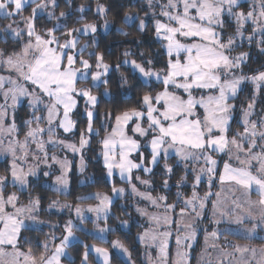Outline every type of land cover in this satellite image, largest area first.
<instances>
[{
  "label": "snow or ice",
  "instance_id": "obj_1",
  "mask_svg": "<svg viewBox=\"0 0 264 264\" xmlns=\"http://www.w3.org/2000/svg\"><path fill=\"white\" fill-rule=\"evenodd\" d=\"M145 2L150 10L145 17L150 15L153 18L155 39L164 50L165 63L157 68L150 57L138 62L130 59L134 53L126 50L124 59L115 65V70L119 72L121 64L130 68L149 91L140 96L138 106L119 109L115 113L108 111L100 119L97 109L100 98L93 90L99 91L103 87V95L111 96L108 86L113 65L106 61L102 52L95 50V40L82 46L80 40L81 36L95 34L97 24L84 22L85 17L81 15L77 22L82 23V27L68 28L66 23H61L67 14L61 11L56 15L57 0H0V18L11 21L4 27L3 33L10 34L17 42L27 37L19 51L8 53L0 49V68L9 73L7 76L0 75V97L3 98V103H0V154L11 157L9 175H0V264H62L63 257H70L68 249L72 240L76 239L75 230L78 229L72 219L63 225L64 235H50L49 241L42 244L43 251L39 255L33 252L31 246L27 251L23 250L21 240L29 243L27 237L21 236V231L28 227L26 221L43 223L38 217L40 199L32 198L29 193L28 203L22 204L16 192L6 194V190L9 182L19 190H28L29 177L38 175L41 164L49 169L43 172L45 177L51 175L53 164L59 166L61 174L55 176L54 191L66 190L73 161L67 155L59 157L50 154L46 146L78 156L79 171L84 173L87 167L86 149L90 148L94 138L99 145L107 177L110 180L118 177L130 186L133 196L160 210L149 213L146 209L136 208L155 226L139 237L142 242L147 239L149 246L158 249L153 264H169L168 249L173 236L176 253L171 264H189L190 249L197 236L195 222L203 219L207 203L214 195L217 197V201L212 203L214 225L222 222L234 224L246 238H251L257 229L264 230V115L251 119L256 97L264 90V70L245 74L243 66L249 53L236 52L240 46L238 42L242 43L245 39L249 45L255 42L264 52V0H257V5L246 13L238 10L240 0ZM27 9H30V15L26 16ZM77 11L83 14L84 6ZM96 12L104 18L103 27L107 30L108 9L99 0ZM41 14L56 21L54 27L45 29L43 33L36 28V20ZM226 16L235 21V33L224 40L222 30ZM137 19L138 28L143 32L147 27L146 19L138 14L125 13V23L131 24ZM249 23L251 32L246 34ZM4 42L8 41L5 39ZM90 48L93 50L89 51ZM139 55L145 56L143 51ZM245 82L253 85L254 94L247 107L242 108L240 123L243 131L229 135L236 108L231 101L238 98ZM120 83L122 87L130 86L123 73ZM153 83L160 85L161 90L154 92ZM21 98H27L32 108L31 118L24 122L28 130L23 140L19 139L14 115ZM78 108H82V113ZM41 111L44 115L38 114ZM78 118L85 124L82 130L78 129ZM98 119L99 127L96 126ZM41 124L46 127H41ZM58 130L73 135L78 131L79 139L75 142L61 139ZM221 155L227 156V161L223 162V171L218 175L221 161L217 157ZM173 156L185 172L177 181V187L187 182L189 172L193 176L191 195L185 196L179 191L176 194L177 201L183 204L178 212L177 204L168 203L167 195L154 196L152 191H141L133 182L135 180L146 189H153L152 181L142 179L138 173L151 174L163 160L165 175L170 177L173 168L168 160ZM29 158L35 163H29ZM134 172L137 173L135 176ZM217 176L221 185L228 182L241 189L242 198L219 201L220 194L211 191ZM204 177H207L209 191L201 196L197 189ZM161 187H169L167 178ZM111 191L123 195L126 189L117 187L113 182ZM253 191L258 199L251 198ZM84 199H96L98 203L89 205L87 209L75 206L79 223H85L84 212L87 211L94 214L93 222L99 233L113 231L107 223L112 198L106 193L95 192ZM52 208L72 209L73 205L53 200L49 210ZM171 213H175V219ZM101 221L103 227L100 226ZM122 223L127 225V221ZM173 223L177 225L175 235ZM247 223H252V227L248 228ZM210 235L218 239L220 233L214 229ZM112 246L122 249L129 256L130 264H134L131 253L120 241H113ZM232 247L233 252L221 250L224 258L239 253L240 259L235 264H251V260L244 259V254L250 252L252 260H255L256 248L239 244ZM84 248L80 264H90L89 246L85 244ZM91 250L98 254L102 264H110L107 248L93 245ZM259 252L261 260L257 264H264V248ZM68 264H72L71 259ZM208 264H211L210 260ZM217 264L221 261L218 260ZM228 264H233V261L229 260Z\"/></svg>",
  "mask_w": 264,
  "mask_h": 264
},
{
  "label": "trees",
  "instance_id": "obj_2",
  "mask_svg": "<svg viewBox=\"0 0 264 264\" xmlns=\"http://www.w3.org/2000/svg\"><path fill=\"white\" fill-rule=\"evenodd\" d=\"M102 2L108 9L107 18L112 22L113 27L106 31V32H98L95 43L97 45L96 51L102 52L105 56L106 61L113 65V70L109 73V90L111 96L105 97L101 91V87L99 91L95 90L99 94L100 103L97 105L98 112L100 114V119L103 117L104 113L108 111L117 112L119 109H123L126 107L138 106V101L140 96L149 91L148 88L143 86V82L138 79V74H134L133 70L121 64L120 71L117 72L115 70V65L121 63L124 59L123 53L127 51H131L134 55L130 58L135 60L142 61L145 57H150L154 60L155 66L157 68L163 67L165 63V54L164 50L161 48L160 44L156 41L154 35V28H153V19L147 18V27L146 29L141 32L138 28V20H135L133 23H125V13H134L138 14L140 17L144 16L145 13L148 11V7L145 3V0H99ZM97 0H71L69 3L68 0H58V7L57 9H66L69 10L71 7L73 8L75 13L68 15V18H75V15L79 12L75 9V7L79 4L88 5L87 10L85 11L86 16L84 22L87 21H99L100 17L95 12V4ZM250 4L248 2L240 3V8L238 10H247L249 9ZM42 17L38 18L40 20ZM8 21L7 19L0 18V28ZM76 21H73L70 24H81ZM50 20H44L42 23L37 21V26L42 24H50ZM247 32H251V25L247 26ZM224 33L223 38L228 37L235 32V21L232 20L230 17L225 18V27L222 30ZM122 32L129 33L128 35H123ZM4 35L6 37H4ZM0 48L5 50V52L11 53L13 51H18L21 47V42H17L15 39L8 36L7 33H3V30H0ZM8 42L5 43L4 40ZM93 42V41H92ZM91 42V43H92ZM90 43V44H91ZM240 46L236 48V50L245 51L249 53V58L247 63L243 66V72L245 74L251 75L254 74L258 70H264V52L260 51L259 48L256 46V43L253 42L251 45L244 40L242 43H239ZM143 51L145 56L141 57L139 53ZM159 53V55H157ZM123 73L129 81L130 86H121L120 83V75ZM249 84V83H248ZM152 89L155 91H160L161 86L153 83ZM248 90V91H247ZM153 92V94H154ZM244 92L248 93L247 98L244 99L242 105L246 106L248 103V98L253 94V90L244 89L242 90L237 99H242L241 96H244ZM258 108L261 109L264 107V90L260 92L258 95ZM18 114L16 117V121L18 126L20 127V134H23L24 127L26 126L23 122V119L28 115L27 107H20L17 109ZM78 111L82 113L81 108H78ZM239 115H236L235 119L232 121L233 128L236 126L238 122ZM80 123L78 124V129L82 130L85 127V124L81 118ZM100 119L96 121V126H99ZM238 128L240 129L242 126L238 124ZM74 138L79 137V132L75 135L72 134ZM99 150V145L94 138L92 141V145L86 151L87 157V167H86V174L93 176V181L85 184L79 185L78 178L79 175L76 172L71 173V188L69 193L63 194L58 193L51 190L49 187L41 185L42 192H39V187L35 185V182L30 185L29 189L26 191L18 190L20 202H27L29 201V193L31 194L32 198L39 197L42 202V209H41V217L43 219L52 220L53 222L57 223L55 226L50 227L47 225H43L41 227H27L21 231L22 237H27L29 243L25 244L23 240H21V245L23 246L24 250H27L29 246L32 247V250L35 254L39 255L42 251V244L46 242L49 238V232H56V234L60 235L63 227L61 225V221L64 218V214H59L56 212H50L45 209L46 204L49 200L56 199V198H65L72 200L73 202H80V201H92L93 199H78L79 195H82L85 192H90L94 190L106 191L111 192L112 184L106 178V172L104 166L97 157ZM173 160V159H172ZM8 172V163L6 160H0V173H7ZM162 172V175L159 177L158 173ZM90 173V174H89ZM183 168L179 165L176 167V171L170 177H166L165 171L159 164L157 167L154 168L153 172L150 175V178L153 182V191L155 193H165L166 189H163L161 186L163 184L164 179H168L172 181V186L169 189L170 195H174V182L181 179L183 176ZM188 178H190V174L188 173ZM115 183H120V181L115 178ZM177 183V182H176ZM177 188V187H176ZM172 191V192H171ZM120 199L114 201L112 205L113 214L109 217L108 223L112 224V226H117L119 221L129 219L127 217L126 211L121 208L119 205ZM134 217L135 214L133 213ZM118 218V219H117ZM141 226L136 222L132 221V226L130 229H121L120 227H116L113 231H109V238H120L124 244L130 250L132 257L137 261L139 264H145L141 259V247L139 242L137 241V233L140 231ZM83 235L88 237L89 241H95L99 244L105 245L110 247L109 241H102L100 239L95 238L92 235H87L83 232ZM236 240L239 241H247L254 243L256 245H263L264 239H244L240 237L233 236ZM84 245L82 242H74L69 246L70 252L73 254V258L71 259L72 264H80L82 254L85 251ZM112 261L113 264H127L123 259H121L116 253L113 252ZM90 260L94 261L95 264H99L93 258V254H89ZM68 263V259L66 260Z\"/></svg>",
  "mask_w": 264,
  "mask_h": 264
},
{
  "label": "rangeland",
  "instance_id": "obj_3",
  "mask_svg": "<svg viewBox=\"0 0 264 264\" xmlns=\"http://www.w3.org/2000/svg\"><path fill=\"white\" fill-rule=\"evenodd\" d=\"M70 2H71V0H70ZM243 2H248L250 4L249 9L242 10L245 13L247 11H249V10H252L254 5H257V0H240V3H243ZM57 3H58V0H57ZM99 3L103 4L100 1H99ZM82 5L84 6L85 11H86L87 8H88V5H84V4L77 5L75 7V9L77 10ZM96 7H97V3L95 4V12H96ZM257 10H258V8H257ZM61 11L65 12L67 14V16L72 14V13H75L73 8L71 7L69 10L56 9V15L58 16ZM149 11L150 10L148 8L147 12H149ZM157 11H159L158 8H157ZM129 14H134V13H129ZM25 15L26 16L30 15V9H27L25 11ZM81 15H83L85 17L86 13L84 12L83 14H81L79 12L78 14L75 15V18L73 17L72 19L68 18L66 16V18H63L61 20V23H66L68 28H81L82 27V23L81 24L71 25V26L69 24V23L79 19V17ZM40 17H42V18L40 20H36V23H37V21H40L42 23V21H44V20H49L45 14H41L38 18H40ZM99 17H100L99 21L91 20V21H87L86 22V23H93V22L96 23L97 24V32L95 34H90L89 36H81L80 37L81 46L83 44H90L93 40H95L98 32H106V31L110 30L113 27L112 22L107 18L109 20V27H108L107 30H105V28L103 27L104 18L101 17L100 15H99ZM142 17L146 19V22H147V18L148 19L152 18L150 15L147 16V17H145V15H144ZM157 18H161V17H157ZM124 20H125V18H124ZM50 21L51 22H50L49 25L42 24L40 26H37V24H36L37 31L43 33V31L45 29H49V28L54 27V25L56 24V21H53V20H50ZM9 23H11V21H9V20L6 21L5 24L0 28V30H3L4 27L7 24H9ZM138 24H139V20H138ZM248 25H251V24L249 23ZM248 25H246V28H247ZM13 26L15 27L16 25H13ZM20 26L23 27L22 24ZM248 33H250V32L246 31V34H248ZM233 34H231V35H233ZM57 35H60V33L57 32ZM8 36L11 37L10 34H8ZM4 37H6V36L4 35ZM11 38H13V37H11ZM257 38H259V37H257ZM13 39H15V38H13ZM26 39H27V37H25L23 41H20L21 42V46L26 41ZM223 39L226 40L227 37H225ZM62 40H63V38H62ZM238 43H240V42H238ZM92 50L93 49H91V48L89 49V51H92ZM236 52L238 53V52H241V51L240 50H236ZM85 58H87V54H85ZM130 59H133V58H130ZM0 75L7 76V75H9V73L7 72V70L0 68ZM12 75H13V77L15 76L14 73H12ZM248 83L249 82H245L241 86V91L246 88V89L253 90V94H254L253 85L251 83H249V84ZM101 91L103 93L104 89L101 88ZM94 94L98 95V97H99L98 92L94 91ZM253 94L248 98V102L251 101ZM247 96H248V93L244 92V96L243 95L241 96L242 99H236L235 101H231V102L235 103V105H236V108L234 109L233 114H232V121L235 119L236 115H239V118H238L237 124H235L236 126L234 128H233V126H231L232 130L230 131L229 135H232L236 131H241V132L243 131L242 127L240 129L238 128L239 127L238 124L241 125L240 122H241V119H242V108H246L247 107V105L246 106L242 105L244 99L247 98ZM257 101H258V96L256 97V100H255L254 115L251 117V119H259L262 115H264V107L259 109ZM0 103H3V98L2 97H0ZM24 106L27 107V109H28V115L23 119V122H25L26 120H29L31 118V116H32V108L30 107L29 100L27 98H21L19 103H18V105H17V107L15 108V111H14L15 121H16L17 115H19L18 112H17L18 111L17 109L20 108V107H24ZM81 110H82V108H81ZM38 114L39 115H44V112L41 111ZM6 123H8V121H6ZM16 124L18 126L17 121H16ZM35 126L36 125H33V127H35ZM41 127H46V125L45 124H41ZM97 127H99V126H97ZM18 128H19V139L23 140L24 139V134L27 132L28 128H27V126H25L23 128L24 129L23 134H20V127L18 126ZM58 134H59V138L68 139V140H71L73 142L78 141V139H79V137L78 138H74L72 136V134L63 133L62 130H58ZM46 138L47 137L45 136V139ZM46 147L48 148V151H49L50 154L54 153L55 155H57L59 157H63L64 155H67L68 159L73 161L72 169L68 173L69 186H68V188L66 190H63L62 192H59V193H63V194L69 193L70 188H71V173L72 172H76L79 175V178H78L79 185H85V184H88V183H90V182H92L94 180L92 174H90V173H89L90 175L86 174V169H85L84 173H81L79 171V157L78 156H75L71 152H66V151H64V150H62L60 148H53L51 145H47ZM245 147H247V145H245ZM32 148L34 149L35 146L33 145ZM86 151H87V149H86ZM99 151H100V149L98 150L97 157H99V159L101 160V162L103 164V160H102V157L99 155ZM145 155L147 156V152H145ZM217 159L221 161L220 165L217 168V173L219 175L223 171V162L227 161V156L221 155V156H218ZM0 160L1 161L2 160H6L7 163H8V169H9V166H10V163H11V157L3 155V154H0ZM85 160H86V164H87L86 155H85ZM29 163H35V162L32 161L31 158H29ZM49 163H52V162L49 161ZM145 163L147 164V160H145ZM168 163L172 166L173 172L176 171L177 165H179V166H181L183 168V166L180 163L177 162V159L174 156L168 160ZM160 164H161V167L164 170V167H163L164 161L162 160L160 162ZM45 171H49V169L45 165L41 164V167L39 169L38 175L36 177H29L30 185L35 182V185L39 187V192H42L41 185L49 187L51 190L54 191V188H55V184H54L55 176L61 174L59 166L56 165V164H53L52 165V169H51V175H49L48 177L43 176V172H45ZM136 174L137 173L134 172V176ZM138 174L141 176L142 179H150L151 180V178H150L151 174L144 173L143 171H140ZM182 174L183 175L185 174L184 169H183V173ZM189 174H190V178H187V182L186 183H182L179 188L177 187V183L176 182L180 181L181 179L180 180L177 179V181L174 182V184L176 185L174 190H172V191H174L173 192L174 195L173 194L170 195L169 189L172 186V181H169V180H168L169 181V187L166 189L165 193H155L153 191V189H146L143 185H140L135 180H133V182L137 184V187L141 191H152V194L154 196L157 195V194L167 195L168 203H176L177 204V212H178L179 208L183 207V204L181 202L177 201V196H176L177 192L178 191L182 192V193H184L185 196H190L191 195V191H192L191 185H192V182H193V176H192V174L190 172H189ZM0 175H9V173L8 172L7 173H3V174L0 173ZM161 175H162V172H159L158 176L160 177ZM106 178L108 179V181L111 184L113 182L115 183V178H117L120 181V183H115V185L117 187H124L126 189V192L123 195H119V194H113L112 191L111 192H106V191L94 190V191L85 192L82 195H79L78 199H84L85 197H89L90 194L95 193V192L106 193L107 195H109L112 198V201H113L112 205H113L114 201H116L117 199H120L119 205L121 206V208H123L126 211L127 217L129 219H125V220L121 219L119 221V223L117 224V226H114V227L112 226V224L107 222L108 223V227L110 229H113V230L116 227H120L121 229H130L131 226H132V221L136 222L137 224H139L141 226V229L137 233L136 237H137V241L139 242L140 247H141V259H142V261L145 264H153V262L155 261L156 257L158 256V249L156 247H154V246H149V242H148L147 239H145V241L142 242L139 239V237L145 231H148L150 229H154L155 226H154L153 222L149 219V217L141 215L139 212L136 211V208L138 206L140 208L146 209L149 213H157L160 210L150 206L147 201L141 200L140 198L133 196L131 194L130 186L128 184H126L125 182L121 181L118 177L114 176L110 180L107 177V174H106ZM9 181H10V177H9ZM152 184H153V182H152ZM18 190L19 189L17 187H12L11 183L9 182V187L6 190V194L7 193H11V192H16L17 195L19 196ZM197 190H198V192L200 193L201 196H203L206 192L209 191V188H208V185H207V177L202 178L201 184H200V186H199V188ZM211 191L213 193H219L220 194L219 201H230L233 198H236V197H241L242 198V196H243L242 190L237 188V187H235L234 185H232V184H230L228 182H225L223 185H221L219 183L218 176H217V179H214L213 182H212ZM251 198L253 200L258 199V196L256 195L255 191H253V193L251 195ZM53 200H58L62 204L63 203L71 204V205H73V208L72 209L65 208L63 210H61L59 208H52L51 210H49V204ZM214 201H217V197L215 195L210 197V199H209V201L207 203V207L205 208V210L203 212V219L195 222V226L197 228V236H196L195 241L192 242V247L190 249V261H189V264H208L209 260L211 261V264H217L218 260L221 261V264H228L229 260H232L233 264H235V262L240 259V254L239 253H235L233 257H228V258H224L222 256V254H221V250L222 249L224 251H227V252H233L232 245H234V244H239L241 246H247L249 248H256L258 251L256 253L255 260H252V254L250 252L244 254V259L251 260V264H257V261L261 260V253L259 252V249L264 248V245H262V246L261 245H254L251 242L239 241V240H236L235 238H233V236L244 238V239H247V240L248 239L254 240V239H261V238L264 239V230L257 229L256 232L252 235L251 238H246V235L244 233L240 232L238 230V226H236L234 224L223 223L222 222L218 226L214 225L213 222H212V203ZM21 203L22 204H27L28 201L25 202V203H23V202H21ZM97 203H98V201L96 199H93L92 201L73 202L72 200L65 199V198H56V199L49 200L48 203L45 206V209H47V211H50V212H56V213H59V214H64V218L61 221L62 227L69 219H72L74 221V223H76L78 225V229L75 230L76 239H73L71 244L74 243V242H82L83 244H87L89 246V254L92 253L94 260L96 262H98L99 264H102V260L98 256L97 253H95L94 251L91 250V246H93V245H95L97 247H102V248H107L108 249L109 254H110V264H113V261H112L113 252L116 253L127 264H130L129 256L125 252H123L122 249L113 247L112 246V242L118 240L124 245V247H126L127 249H128V247L124 244V242L120 238H116V237L112 238V239L109 238V232L103 233V234L99 233L96 230L95 224L93 222L94 219H95V216H94L93 213H89L87 211L84 212V216L87 219H86L85 223L82 224V225L79 223V220L76 218L75 211H74L75 206H80L82 209H87V207L89 205L95 206ZM41 209H42V202L40 200V207H39V210H38V217H39V220L42 221L43 223L34 224L31 221H26V224L28 226H30V227H41L43 225H47V226H50V227L55 226L57 223L53 222L52 220L43 219L41 217ZM133 213L135 214V217H134ZM112 214H113V210H112V206H111V214H110V216ZM170 215H172L174 219L176 218L175 213H171ZM122 221H127V225L123 224ZM100 226L101 227L104 226L103 221L100 222ZM176 227H177V225L175 223H173L172 224V230L174 232V235H175ZM247 227L251 228L252 227V223H247ZM214 229L217 230L218 233H220L218 239H214L210 235V233ZM161 230H163V229H161ZM83 232L86 233L87 235H92L95 238L100 239L102 241H109L110 242V247H107L105 245L99 244V243H97V242H95L93 240L89 241L90 239L88 237H86L85 235H83ZM50 235H55L56 237H61L62 235H64V228H63V230H62L60 235L56 234V232H54V231L53 232H49V238L46 241H49ZM56 243L57 244L59 243L58 239L56 240ZM213 245H215V247H213ZM24 251H26V250H24ZM68 252H70L69 249H68ZM129 252H130V250H129ZM168 252H169V264H171V261L173 259H175V253H176V245H175L174 236L169 242ZM70 254H71L70 257L66 256V257L62 258V264H68L66 260L67 259L69 260V259L73 258V254L71 252H70ZM149 256L151 257V260H149ZM131 261H134V264H139L132 257V254H131ZM89 262H90V264H95V262L90 260V258H89Z\"/></svg>",
  "mask_w": 264,
  "mask_h": 264
},
{
  "label": "crops",
  "instance_id": "obj_4",
  "mask_svg": "<svg viewBox=\"0 0 264 264\" xmlns=\"http://www.w3.org/2000/svg\"><path fill=\"white\" fill-rule=\"evenodd\" d=\"M30 227V226H29ZM254 244V243H253ZM254 245H256V244H254ZM264 245V244H263ZM262 246V245H261ZM24 250V249H23ZM27 251V250H26Z\"/></svg>",
  "mask_w": 264,
  "mask_h": 264
}]
</instances>
